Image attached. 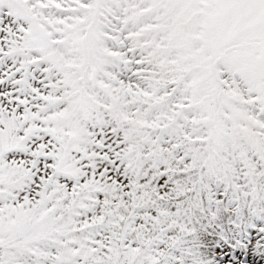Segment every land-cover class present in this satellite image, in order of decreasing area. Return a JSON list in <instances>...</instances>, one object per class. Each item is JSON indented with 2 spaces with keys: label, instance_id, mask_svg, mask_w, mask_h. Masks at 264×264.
<instances>
[{
  "label": "snow or ice",
  "instance_id": "6c2138e0",
  "mask_svg": "<svg viewBox=\"0 0 264 264\" xmlns=\"http://www.w3.org/2000/svg\"><path fill=\"white\" fill-rule=\"evenodd\" d=\"M0 264H264V0H0Z\"/></svg>",
  "mask_w": 264,
  "mask_h": 264
}]
</instances>
